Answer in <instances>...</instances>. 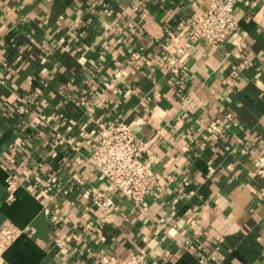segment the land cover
Masks as SVG:
<instances>
[{"label":"crops","instance_id":"1","mask_svg":"<svg viewBox=\"0 0 264 264\" xmlns=\"http://www.w3.org/2000/svg\"><path fill=\"white\" fill-rule=\"evenodd\" d=\"M208 3L0 0V227L25 228L0 264H264V0L214 44L187 33ZM118 122L156 175L140 205L89 162Z\"/></svg>","mask_w":264,"mask_h":264},{"label":"built area","instance_id":"2","mask_svg":"<svg viewBox=\"0 0 264 264\" xmlns=\"http://www.w3.org/2000/svg\"><path fill=\"white\" fill-rule=\"evenodd\" d=\"M238 0H209L207 9L189 20L188 35L191 39H204L208 44L220 43L238 33V22L234 8ZM230 118V115H228ZM144 145L130 127L123 122L105 131L89 156L92 167L107 179L118 191L126 195L136 205H140L156 185L155 173L144 163ZM20 182L12 174L5 178L8 200ZM61 187V183L47 182L44 190ZM99 205H109L111 199L104 193L96 199ZM25 228L11 221L0 227V261L4 252L18 239ZM105 264H117L115 255H103ZM143 252H130L124 264H145Z\"/></svg>","mask_w":264,"mask_h":264}]
</instances>
